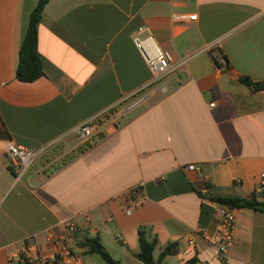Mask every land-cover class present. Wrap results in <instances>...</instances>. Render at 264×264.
<instances>
[{
	"label": "crops",
	"instance_id": "1",
	"mask_svg": "<svg viewBox=\"0 0 264 264\" xmlns=\"http://www.w3.org/2000/svg\"><path fill=\"white\" fill-rule=\"evenodd\" d=\"M38 2L0 0V264H52L62 244L72 264H106L89 239L121 264H144L141 229L157 240L155 260L175 246L163 264H264L262 212L235 210L225 261L207 238L219 226L210 196L264 202V89L242 82L264 84V0H50L44 76L22 83ZM140 29L185 66L154 82L134 43ZM221 55L230 69L219 73ZM108 109L101 140L86 147L73 130ZM9 141L47 148L19 182ZM136 189L142 203L127 214Z\"/></svg>",
	"mask_w": 264,
	"mask_h": 264
},
{
	"label": "built area",
	"instance_id": "2",
	"mask_svg": "<svg viewBox=\"0 0 264 264\" xmlns=\"http://www.w3.org/2000/svg\"><path fill=\"white\" fill-rule=\"evenodd\" d=\"M174 20H179L177 15L173 16ZM197 16H191L190 20H196ZM144 29H140L134 36V43L139 52L144 57V60L154 76V82L159 81L163 77L179 71L185 66L187 60H176L171 52L161 49L152 36L141 37ZM230 69L229 62L224 55H221L216 61L217 72H224ZM141 100H137L135 105L140 103ZM123 103V102H122ZM114 109H108L91 120L79 125L73 130L75 134L86 147H92L101 140L102 125L103 122L114 114ZM47 148L42 150H32L23 148L16 145L13 141H9L5 148V156L8 160L10 168L15 172L16 182H19L30 170L35 161L43 154ZM188 170H195V166H188ZM264 185V182H262ZM134 197L132 198L130 206L127 208V214H131L132 210L142 203V198L138 195V189L134 190ZM207 195V192L204 193ZM215 212L219 217L218 230L214 235H208L207 238L212 240V245L217 249L223 261H225V255L234 242V233L236 228V214L235 209L230 208L227 205L214 202ZM65 228L67 234H75L77 231L76 225L73 220H67L65 222ZM191 245H194L193 241H190ZM26 260V259H25ZM58 264H72L75 260V254L72 250L61 245L59 247L56 259ZM24 261V260H23ZM30 264H46L45 261H29ZM50 264V263H48Z\"/></svg>",
	"mask_w": 264,
	"mask_h": 264
},
{
	"label": "trees",
	"instance_id": "3",
	"mask_svg": "<svg viewBox=\"0 0 264 264\" xmlns=\"http://www.w3.org/2000/svg\"><path fill=\"white\" fill-rule=\"evenodd\" d=\"M50 0H39L36 8L33 10L28 28L20 49V60L17 68L16 77L22 83H33L44 76L42 56L39 52V24L46 5ZM242 82L255 89H264L263 84L254 83L250 78L243 77ZM210 201L227 205L235 210L249 209L264 213V202L259 200L257 194H252L248 198L238 196H210ZM147 230H139L140 252L136 257L144 264H163L166 257L175 255L177 250L175 246H169L162 251L158 260L154 258V251L157 247V240H149ZM84 246L88 247L91 254H97L106 262V264H121L112 258V256L103 247L99 239L86 240ZM198 259L194 258L186 264H198ZM23 264H30L24 260ZM48 264V263H46ZM52 264H57L55 260Z\"/></svg>",
	"mask_w": 264,
	"mask_h": 264
},
{
	"label": "water",
	"instance_id": "4",
	"mask_svg": "<svg viewBox=\"0 0 264 264\" xmlns=\"http://www.w3.org/2000/svg\"><path fill=\"white\" fill-rule=\"evenodd\" d=\"M263 87H264V84H263Z\"/></svg>",
	"mask_w": 264,
	"mask_h": 264
}]
</instances>
